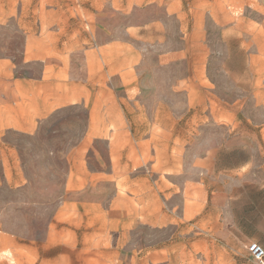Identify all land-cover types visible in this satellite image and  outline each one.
I'll return each instance as SVG.
<instances>
[{"label":"crops","instance_id":"0c3cea01","mask_svg":"<svg viewBox=\"0 0 264 264\" xmlns=\"http://www.w3.org/2000/svg\"><path fill=\"white\" fill-rule=\"evenodd\" d=\"M101 1L91 0L95 7L87 11L62 0H0V48L19 47L14 57L0 51V264H98V256L107 253L109 264L122 253L129 264H253L235 255L250 242L264 245V85L244 87L235 80V93L227 98L192 65L175 81H185L187 90L175 123H184L188 133H172L150 150L153 174H146L147 143L157 137L123 130L130 125L126 113L139 125L146 118L145 88L131 86L142 71L135 74L131 67L144 61L145 41L157 46L153 42L166 30L160 11L177 17L179 0H103L105 8ZM199 8L189 10L196 15L191 30L197 34L203 28ZM247 21L264 26V19ZM233 22L241 21L235 16ZM115 29L122 45L118 37L98 40L97 32ZM133 39L137 54L118 52ZM76 60L86 63L85 74L101 87H82ZM107 63L109 69L101 66ZM107 75L109 87L100 82ZM136 93L137 101L130 97ZM161 103L155 101V113ZM80 104L89 108L90 126L104 119L99 110L109 106V197L89 194L99 185L98 169L85 163L91 135L80 136L69 151L40 146L34 152L39 159L62 160L47 163L57 167V193L30 201L19 197L33 185L30 165L36 159L34 153L24 156L20 142L42 143L36 132L51 113ZM185 113L191 117L184 119ZM154 120L162 121L156 115ZM200 127L214 130L199 134ZM37 206L45 212L41 219H35ZM144 227L156 232L157 241L126 251L133 233Z\"/></svg>","mask_w":264,"mask_h":264},{"label":"rangeland","instance_id":"374dc122","mask_svg":"<svg viewBox=\"0 0 264 264\" xmlns=\"http://www.w3.org/2000/svg\"><path fill=\"white\" fill-rule=\"evenodd\" d=\"M62 1L68 7H80L87 11L95 7L91 0ZM239 1L241 0H194L193 4V0H179L177 17H167L164 15L163 10L160 11L166 30L161 31L159 40L156 39L153 42L157 46L148 45L150 42L146 40L145 47H140V50L145 54L144 61L133 63L131 68L135 74L138 70H141L142 75L135 78L131 86L138 87L141 85L145 88V92L141 95V100L146 107V111H144L145 124H137L139 121L132 118L134 114L130 111V113L125 114L130 125L124 127L123 130L132 136L157 137L155 140L153 139V143H147L146 149L149 152L147 153L146 164L143 167L146 174H151V176L153 174L152 164L154 158H151L150 150H154L155 147L157 150L160 145H164L167 142L164 137L172 133L179 135L188 133L185 130L189 128L184 123H175L176 118L183 114L181 106L187 98L185 81L178 80L177 84H175V81L177 77L179 78L191 70L192 65L197 67L198 70H204L215 93L223 94L227 98H232L235 93V80L244 82V84L252 83L254 87L264 85V26H262L263 24L256 25L255 22L248 26L247 21V19H253L257 22L264 19V11H262L264 0H242V4H239ZM236 4L239 6H235ZM98 5L103 8L107 6L103 0L101 5L99 3ZM192 5L200 7L199 10L204 12L198 16L203 20V28L198 34L191 30V22L193 17H196L189 11L192 9ZM224 9L230 13L225 14ZM235 16L243 23H234ZM242 18L244 21H242ZM112 24L116 27L118 21L114 20ZM97 35L99 41H109V37H118L119 45H122L121 42L124 41L121 39V31L116 29L107 33L104 31L97 32ZM17 36H15L16 39L20 38ZM93 37L97 41L95 32H93ZM242 41L246 44L245 48L241 47ZM128 42L131 43L130 47L122 48V46H118L119 53H126L125 50L132 51L131 53L137 52L136 40L133 39ZM17 49L19 47L7 46L4 48L5 51L2 48H0V51L2 50L6 55L14 57ZM107 51L109 53V49ZM192 59L195 63L191 62ZM73 65L77 77H80L79 81L82 83V87L99 88L102 86L101 84L97 85V79H92L94 75L90 74L89 77L85 74L86 63L76 60ZM101 66H107L109 69V63L101 64ZM257 73L262 74V78L258 77ZM110 79L109 75L103 76L100 82L104 81V85L109 87ZM153 86H157L156 93H154ZM130 97L137 101V93L130 95ZM157 99L162 100V103L155 113L152 108ZM107 107L109 106L101 107L103 109L99 110L104 115V119L94 120V123H97L95 126L89 125L92 122H89L88 119L89 108L84 105L66 106L57 109L51 113L36 132L42 143H36L35 141L32 143L31 140L22 141L20 139L22 141L20 143L24 148V156L27 157L31 153H36V150L38 154L40 146L50 151H69L77 144L80 136L91 135L93 141L85 149L87 152L85 163L91 169H98L99 174L96 180L99 185L95 192L89 194L90 196L94 194L97 198L105 200L109 197V190L112 187L111 180V184L109 183V134L113 133V128L109 127V108ZM131 107V104L127 105L128 110H131ZM156 107L158 106L156 105ZM124 110L126 112V108ZM154 115L157 119L161 118L160 125H157V121L155 124ZM190 117V113L183 115L184 119ZM213 130L214 128L211 127L207 129L200 127L198 133L208 134L213 133ZM82 145L84 146V144ZM37 154L34 156L36 157ZM50 156L52 157V155ZM48 161L53 164L62 162L61 159L56 157L48 160L36 157L32 160L30 165L32 173L30 176L33 179V185H30L28 190L20 192L19 195L21 196L19 197L30 201L32 199H43L47 194L51 198L56 195L57 191L52 189V181L57 179V167H48ZM226 161L232 162L233 159H226ZM46 185H49V190L42 189ZM42 209L39 206L34 208L35 219H41L45 214ZM35 223L41 226V220L35 221ZM155 236L156 232L154 230L144 227L139 232L133 233L125 250L128 251L134 246L152 245L156 240ZM102 240L104 241V239ZM247 245L239 247L241 253L239 252L235 257L239 261L259 264L248 256ZM260 245L264 247L262 243ZM113 263L129 264V256L122 253ZM98 264H109V254L99 255Z\"/></svg>","mask_w":264,"mask_h":264},{"label":"built area","instance_id":"2783aa9c","mask_svg":"<svg viewBox=\"0 0 264 264\" xmlns=\"http://www.w3.org/2000/svg\"><path fill=\"white\" fill-rule=\"evenodd\" d=\"M248 256L259 264H264V247L257 242H250L247 247Z\"/></svg>","mask_w":264,"mask_h":264}]
</instances>
